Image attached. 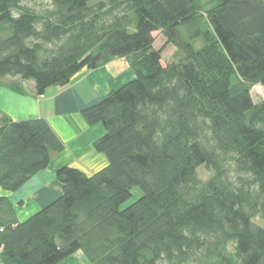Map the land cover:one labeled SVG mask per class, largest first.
<instances>
[{
  "label": "trees",
  "instance_id": "16d2710c",
  "mask_svg": "<svg viewBox=\"0 0 264 264\" xmlns=\"http://www.w3.org/2000/svg\"><path fill=\"white\" fill-rule=\"evenodd\" d=\"M107 57L134 73L81 110L108 163L58 167L60 195L26 220L0 196L4 264H264V0H0V78L43 96ZM65 144L0 111V186L19 191Z\"/></svg>",
  "mask_w": 264,
  "mask_h": 264
},
{
  "label": "crops",
  "instance_id": "0c3cea01",
  "mask_svg": "<svg viewBox=\"0 0 264 264\" xmlns=\"http://www.w3.org/2000/svg\"><path fill=\"white\" fill-rule=\"evenodd\" d=\"M126 66L130 68L126 58L107 57L96 69L81 70L67 86L50 87L43 96L37 95L32 81H23L17 77L0 78L1 112L14 120L45 118L66 143L65 151L53 160L50 167L34 176L19 191L7 192L0 186V196L11 199L20 220L32 216L60 195L61 186L55 177L58 167L68 164L92 174L106 166L108 163L106 157L96 152L92 145L93 141L103 133V128L99 125L87 126L81 116V110L100 101L111 90L123 85L121 77L125 76L127 71L122 72V70L126 69ZM130 71L129 75L132 79L134 73ZM22 81L26 85H23ZM27 86L34 93H28ZM68 151L84 158L80 165L75 164V160H70ZM20 202L23 204L20 205ZM77 254L84 256L82 252L75 255ZM75 255L61 264H77L74 260ZM0 264H4L1 257Z\"/></svg>",
  "mask_w": 264,
  "mask_h": 264
},
{
  "label": "rangeland",
  "instance_id": "374dc122",
  "mask_svg": "<svg viewBox=\"0 0 264 264\" xmlns=\"http://www.w3.org/2000/svg\"><path fill=\"white\" fill-rule=\"evenodd\" d=\"M38 1L39 2H43V0H38ZM206 2H208V0H204V3H206ZM32 5H34V4H32ZM206 30H207V28H206ZM209 30L212 31L211 28H209ZM213 34H214V32H213ZM154 35L156 36L157 47L161 46V44H163L164 41H165L164 38L162 37L161 33L156 32ZM192 42H193L195 48H197V49L198 48L200 49L201 47H203L207 43V41H206V39L204 38L203 35L201 37L195 39ZM174 48L175 47H174L173 44L168 45L167 49L164 52L165 58L163 59V63H165V59L168 60L170 58V56L173 54V49ZM129 70H131L130 72L133 73V70L130 69L129 67L127 68V66H126V69L122 70V72L127 71V72H125L126 73L125 76L121 77V79H122L121 83L122 84L126 83L131 78V76L129 75ZM22 83H23V85H26L25 82L22 81ZM26 90H27L28 93L29 92L34 93V92L31 91V89L28 88V86L26 87ZM251 93H252V97H253L255 102H260L261 100L264 99V88L261 85H256L255 87H253ZM67 154L70 155V157H69L70 160H75L76 161L75 164H77V165H80V163L84 159L83 157L76 156L74 153H71L70 151H68ZM54 166L51 168L52 170H53ZM74 167H76V166H74ZM198 173H199V177L201 179H203V180H206V178H209L212 175V171L210 169H208L207 167H205V166L200 167L198 169ZM132 193H133L132 197L123 204V207L128 206L131 203L133 204V202L142 194V191H141V189L139 187H134ZM27 218H25L24 220H26ZM261 225L264 227V220H261ZM74 260L77 261V264H90L86 260V258L84 256H82V255H78V254L75 255Z\"/></svg>",
  "mask_w": 264,
  "mask_h": 264
}]
</instances>
